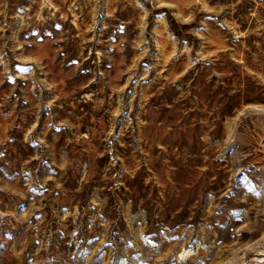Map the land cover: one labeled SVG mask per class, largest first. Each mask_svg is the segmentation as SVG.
<instances>
[{
  "label": "rangeland",
  "instance_id": "rangeland-1",
  "mask_svg": "<svg viewBox=\"0 0 264 264\" xmlns=\"http://www.w3.org/2000/svg\"><path fill=\"white\" fill-rule=\"evenodd\" d=\"M260 252L264 0H0V264Z\"/></svg>",
  "mask_w": 264,
  "mask_h": 264
},
{
  "label": "bare ground",
  "instance_id": "bare-ground-1",
  "mask_svg": "<svg viewBox=\"0 0 264 264\" xmlns=\"http://www.w3.org/2000/svg\"><path fill=\"white\" fill-rule=\"evenodd\" d=\"M260 256L256 258L255 264H260L261 261L264 260V252H260Z\"/></svg>",
  "mask_w": 264,
  "mask_h": 264
}]
</instances>
